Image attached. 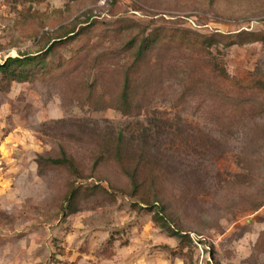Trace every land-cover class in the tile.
I'll use <instances>...</instances> for the list:
<instances>
[{
  "label": "rangeland",
  "instance_id": "obj_1",
  "mask_svg": "<svg viewBox=\"0 0 264 264\" xmlns=\"http://www.w3.org/2000/svg\"><path fill=\"white\" fill-rule=\"evenodd\" d=\"M73 28L47 67L0 71V264H264L259 98L234 107L212 56L173 37L127 70L129 42L155 30L264 36V0H0V63ZM211 51L230 76L264 77V40ZM63 152L75 170L48 160Z\"/></svg>",
  "mask_w": 264,
  "mask_h": 264
},
{
  "label": "trees",
  "instance_id": "obj_2",
  "mask_svg": "<svg viewBox=\"0 0 264 264\" xmlns=\"http://www.w3.org/2000/svg\"><path fill=\"white\" fill-rule=\"evenodd\" d=\"M78 32L76 28L67 29L63 31V33L56 37L43 53H38L35 55H20L17 57H7L3 63H0V71L4 74H7L12 80H24L29 75H32V71L34 67H39L41 64L47 62L48 57L54 53L55 49L60 45H68L78 39ZM169 35L161 33L160 31L155 30L154 32L145 35L140 38L139 41H135V39L131 40L128 44V49L133 52V59L131 60V64L127 70H130L131 67H135L138 63V60L149 50L154 48L161 41L167 39H172V37L179 43V45L190 48V49H201L206 53L211 55V65L213 66L214 73L218 79H220L228 88H230L231 94L229 95V102L232 103L234 107L237 104H241L246 101L255 100V98H259L258 104L260 106V116H264V77L257 78L254 75H250L248 77L242 76H230L226 71L222 56H215L211 49L213 47L219 48L222 45L224 48L230 47L234 44L242 45L245 42L255 41L257 39L264 40V36H257L255 32H249L247 30H243L231 36V34H223L216 32L210 36H203L191 29H179L171 32ZM47 64H43L41 68H45ZM125 70L124 73V82L119 95V98L115 104V107L127 111L128 103H131L134 98L133 87L130 81L129 73ZM44 159V158H41ZM50 162L54 164H65L68 165L71 169L75 170L74 161L71 158H68L66 154L63 152L60 158H49ZM120 163V161H119ZM122 171L129 179L131 183V188L129 193L132 196L138 195V191L140 188V184L138 183L137 170L134 169L132 171L125 165H122ZM73 191L69 194V204L68 206H72V195ZM75 195V194H74ZM147 207L149 208L152 205H149V202L143 200ZM158 208L153 215L155 222L161 226L165 231H167L171 235H176L180 237L181 242L185 243V241L189 240L188 234H182L180 231L171 228L170 225L167 224V221L161 214L163 211V207Z\"/></svg>",
  "mask_w": 264,
  "mask_h": 264
}]
</instances>
